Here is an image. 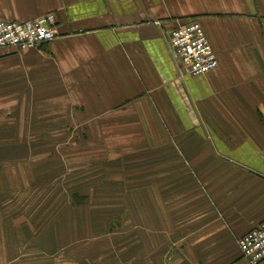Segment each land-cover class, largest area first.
Returning <instances> with one entry per match:
<instances>
[{"label": "crops", "instance_id": "1", "mask_svg": "<svg viewBox=\"0 0 264 264\" xmlns=\"http://www.w3.org/2000/svg\"><path fill=\"white\" fill-rule=\"evenodd\" d=\"M47 13L54 40L0 48V264H253L264 0H0ZM192 20L219 59L200 76L169 43Z\"/></svg>", "mask_w": 264, "mask_h": 264}, {"label": "built area", "instance_id": "2", "mask_svg": "<svg viewBox=\"0 0 264 264\" xmlns=\"http://www.w3.org/2000/svg\"><path fill=\"white\" fill-rule=\"evenodd\" d=\"M206 31L198 20L187 21L169 35V43L184 70L200 76L219 66V59ZM58 35L57 16L47 13L26 21H0V48L19 50L36 48ZM243 257L253 264L264 260V221L245 233L238 241Z\"/></svg>", "mask_w": 264, "mask_h": 264}]
</instances>
